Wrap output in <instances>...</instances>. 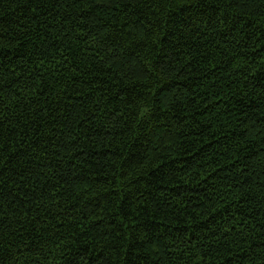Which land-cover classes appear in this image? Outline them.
I'll return each instance as SVG.
<instances>
[{
    "label": "trees",
    "instance_id": "obj_1",
    "mask_svg": "<svg viewBox=\"0 0 264 264\" xmlns=\"http://www.w3.org/2000/svg\"><path fill=\"white\" fill-rule=\"evenodd\" d=\"M0 264H264V0H0Z\"/></svg>",
    "mask_w": 264,
    "mask_h": 264
}]
</instances>
